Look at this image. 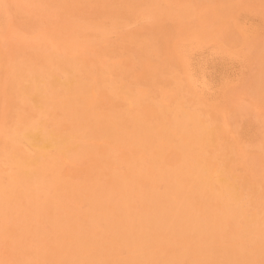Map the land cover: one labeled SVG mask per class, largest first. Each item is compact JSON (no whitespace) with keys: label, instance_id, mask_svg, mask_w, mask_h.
<instances>
[{"label":"rangeland","instance_id":"1","mask_svg":"<svg viewBox=\"0 0 264 264\" xmlns=\"http://www.w3.org/2000/svg\"><path fill=\"white\" fill-rule=\"evenodd\" d=\"M102 1L107 0H77L72 9L73 6L65 4L64 0H55L56 9L45 13L43 7L49 0H36V8L32 11L26 12L13 6L15 10L13 17L11 12H7L8 0H0L1 74L8 75L14 67V61L9 57L13 48L18 49V44L27 46L25 52L28 54L38 50L34 55L47 51V55L55 52L60 59L69 56L70 60L86 65L87 79L92 85L93 92L98 94L95 109L106 112L111 105V99L104 93V89L110 92L118 88L112 62L127 47L129 39L132 38L134 44L143 42L145 48L142 55L135 56L126 63V72L133 77L147 74L143 60L155 61L156 43L169 36L166 45L175 64L172 63V69L170 67L166 69V71L171 69L165 78L168 81L158 86V96L163 105L172 107L181 92L184 96L187 92L195 99L201 114L202 110L209 109V114L217 112L226 116L239 106L243 105L246 108L232 117L231 123L225 128L230 150L224 166L220 167L216 161H212L210 166L214 172L213 181L233 182L240 179L243 182V189L252 187L256 193L255 205H247L243 213L238 214L235 219L223 222L222 230L213 234V239L217 243H241L244 251L251 252L253 243L243 236L242 231L255 214L264 219L262 157L264 108H258L254 99L248 96L245 90L252 83L257 69V56L264 46V0H232L229 12L220 15L215 13V4L209 0L194 4L185 0H153L151 9L141 6V10H133L134 13L123 8L125 0L114 1L116 8L106 7L107 4ZM126 1L129 6L131 1ZM64 5L67 10L72 9V22L84 29L78 35H74L73 32L69 39H66L61 31L66 18L56 23V26L53 25L56 11H59L61 17L65 16L64 11L58 8ZM17 25H25L29 29L23 40L15 45ZM176 25L179 27H175ZM141 34L148 37L139 39ZM1 57L4 58L3 61ZM100 73L104 74L105 86L99 79ZM139 90V84L131 78L125 82V92L118 96L120 110L126 111V114L123 112L121 115L132 118L141 114V108L134 106L129 97V94L137 93ZM22 99L17 98L19 105L22 104ZM1 102L3 100H0V114L4 107ZM64 103V96L50 99L46 114L36 115L31 121L45 119L50 111L59 110L64 114L66 107ZM73 120L71 114L65 117L67 123H72ZM150 121L153 127L163 130L161 138L179 136L170 130L165 131L163 122L156 117H152ZM13 133L14 130L9 131L10 136ZM93 142L111 151L129 153L133 160L142 163L146 169H152L154 165V158L150 152L129 147L119 139L106 135L105 132L94 134L91 130L85 136L80 134L71 136V139L53 150L58 157V165L71 173L73 183L80 184L77 190L59 189L48 179L54 172L51 168L43 167L42 171L45 173H41L27 167L26 170L30 171L34 178L24 179L17 165L12 164L1 154L0 144V200H5V204L7 200L10 202V197L14 194L13 187L17 190L16 195L19 192L29 203L18 216L8 211L7 207L0 210V264H54L56 260L59 262L70 260L69 264H125L129 261L130 246L111 234L109 221L115 214V205L123 206L125 199H131L132 202L128 207H123V211L130 221L138 224L140 196H136L133 190L116 186L114 179L106 174L104 165L101 167L98 165V161L103 159L102 155L98 154L95 157L88 155ZM71 146L79 147L77 154L64 156L65 150ZM24 147L29 148L28 143H25ZM165 162L167 167L176 165L178 163L176 152H167ZM112 171L115 174H126L127 164L116 163ZM43 175L46 177L42 178ZM157 175L155 179L139 177L137 182L139 190L142 193L163 194L166 191L165 182L159 180ZM87 177L98 179L99 187L108 191V195L110 193L105 203V215L100 214L92 219L87 217L94 209L81 186ZM183 185L189 186L190 182L185 178ZM37 193L54 200V206L50 207V218L42 222H39L37 215L32 211L33 207L37 206L35 200ZM31 197L34 199L33 203ZM201 198L203 201L221 203L226 202L228 197L224 189L214 192L213 187H210L201 193ZM15 201L12 206H16ZM73 215L83 221L81 240H75L71 236L72 231L65 225L66 222L63 223L72 219L73 217L69 216ZM198 220L199 225L207 224V214L201 213ZM159 222L163 225L166 219L162 217ZM24 223L33 227L38 225L41 227V233L31 232L20 240L13 239L10 234L12 229L15 225ZM139 225L143 233L153 232L157 242L167 243L165 249L155 258V264H166L169 261H173L174 264H193L197 259H203L204 264L223 262V254L218 249L215 252L210 251L208 236L205 233L183 232V242L199 247L195 254H184L181 245L173 241V234L169 229L163 230L160 225L154 229L149 222ZM133 238L131 235L130 239ZM78 243L89 247L91 244L98 245L100 251L108 248L109 256L95 260L91 256L92 252H84L86 249L76 251L81 247ZM254 259L256 264H264L263 254H256ZM143 264L152 263L145 261Z\"/></svg>","mask_w":264,"mask_h":264},{"label":"bare ground","instance_id":"2","mask_svg":"<svg viewBox=\"0 0 264 264\" xmlns=\"http://www.w3.org/2000/svg\"><path fill=\"white\" fill-rule=\"evenodd\" d=\"M114 1L117 0L102 2L107 4L106 7L116 8ZM129 1L132 3L130 2L128 6L125 0L126 4L124 3L123 8L130 12L140 11L141 6L146 9H151L153 6V0ZM185 1L192 4L200 1L206 2L205 0ZM209 1L215 4L217 15L226 14L231 9L232 0ZM54 2L55 0H52L51 4V0H49L48 4L43 7V12L54 11L56 9ZM64 3L72 5L73 9L77 0H64ZM7 4V12H11L13 17L15 16L13 6L26 12L36 8V0H8ZM58 8L64 11L65 16L61 17L59 11H56L53 25L56 26V23L66 18L61 29L66 39H69L73 32L74 35H78L84 31L82 26L72 22V9L67 10L66 5L58 6ZM28 29V26L17 25L15 45L23 40ZM144 37H148V35L141 34L139 39ZM168 37H163L164 40L156 43L155 61L143 60L147 74L133 77L126 72V63L133 57L142 55L145 48L143 42L134 44L132 43L134 40L129 39L127 47L112 62L118 88L110 92L104 89V93L108 94L111 99V105L106 112L95 109L98 94L92 90V85L87 79V68L83 62L76 63L70 60L69 56L60 59L54 49L52 50L54 54L49 55L46 54L47 51L34 55L38 50L28 54L25 52L27 46L18 44V49L14 50L13 48L9 57L14 61V67L10 73L2 75V67L0 69V98H3L0 100H3L1 104L4 105L0 114L1 154L12 164L17 165V169L24 179L34 178V175L26 170L27 167L41 173H45L42 171L43 167L51 168L54 172L48 179L52 184L59 189L77 190V186L80 184L73 183L71 173L58 165V157L53 150L59 144L71 139L73 135L85 136L91 130L94 134L105 132L106 135L119 139L129 147H137L144 152H150L154 158L152 169H146L142 163L133 160L129 153L111 151L99 147V143L93 142L88 153L93 157L98 154L103 156V159L98 161V165L100 167L104 165L106 174L114 179L116 186L125 190H133L136 196H140L138 224L130 221L123 211V207H128L132 202L131 199H125L123 206L122 204L115 205V214L110 217L109 221L111 234L130 246L131 256L125 264H143L145 261L155 264V258L167 245V243L157 242L153 232L143 233L139 224L144 222H149L154 229L158 225L163 230L169 229L173 234V241L181 245V251L184 254H195L199 251V247L196 244L183 242V232L197 231L208 236L210 251L215 252L218 249L223 254V262L220 264H256L255 255H264V219H260L258 215L252 216L248 220L247 227L242 231L243 236L253 243L254 247L251 252L244 251L241 243L224 244L217 243L213 239V234L222 230L223 222L235 219L238 214L243 213L247 205H255L254 196L256 193L252 187L243 189V182L240 179L233 182L213 181L214 172L210 166L212 161L218 162L220 167L224 166L230 150L225 128L231 123L232 117L245 111L246 108L243 105L239 106L231 112V116L229 114L222 116L217 112L209 114V109L206 111L205 108L201 114L195 99L187 92L185 96L181 92L172 107L163 105L158 96V86L168 81L165 78L173 67L172 63L175 64L171 51L166 45ZM162 41L163 44H161ZM3 60L4 58L1 57V61ZM169 67L171 69L166 71ZM104 78V74L100 73L99 79L103 86L106 85ZM127 78H131L140 86L137 93L129 94L133 105L141 108V114L132 118L120 114L123 112L126 114V111L120 110L118 101V96L125 92ZM245 92L254 99L258 108H264V46L257 56V69L252 83ZM57 96L65 97V113L63 114L59 110L50 111L45 119L32 122L31 120L36 115L46 114L50 99H55ZM17 98H23L22 104L17 103ZM257 111L259 112V110ZM68 114L74 118L72 123L65 121ZM152 117L163 122L165 131L170 130L179 136L161 138L163 130L152 126L150 121ZM10 130H14L12 136L9 135ZM25 143H28L29 148L24 147ZM65 151L63 155L70 156L77 154L79 147L71 146ZM169 151H175L178 157V163L172 167H167L165 162V155ZM262 157L264 158V150ZM116 163H126L127 173L123 175L112 173L114 171V169L112 171V167ZM160 169L163 170L160 172ZM156 175L159 180L165 182L166 191L160 195L142 193L137 183L138 178L155 179ZM45 177V175L42 176V178ZM185 178L190 182L189 186L183 185ZM81 186H83L86 197L91 201L94 209L87 218L92 219L100 214L105 215V203L110 197V193L108 195V191L100 188L98 179L92 177H87ZM210 187H213L214 192L224 189L228 197L227 201L221 203L217 201L214 203L212 200L203 201L201 193ZM12 189L14 194L13 197H10V202L7 200L5 204V200H0L2 202L0 210L7 207L8 211L18 216L22 209L29 206V203L19 192L16 195L15 188L12 187ZM35 198L37 206L33 207L32 211L37 215L39 222L49 219L50 207L54 206V200L41 193H37ZM14 201L17 203L16 206H12ZM33 202L34 199L31 197V203ZM201 213L207 214V224L199 225L198 218ZM162 217L166 219V223L163 225L159 222ZM69 218L72 219L63 223L66 222L65 225L72 231L71 236L75 240H81L82 219L77 218L76 215L69 216ZM17 220H19L18 217ZM31 232L41 233V227L38 225L33 227L25 223L19 224L15 225L10 234L13 239L20 240ZM131 235L134 236L133 240L130 239ZM40 237L41 235L38 236V238ZM78 246L81 244L78 243ZM90 246L83 245L76 251L86 249L84 252H92L91 256L95 260L109 256L108 248L100 251L98 245L91 244ZM69 262L70 260L62 262L56 260L54 264H69ZM166 264L174 263L169 261ZM193 264H204V262L203 259H197Z\"/></svg>","mask_w":264,"mask_h":264}]
</instances>
